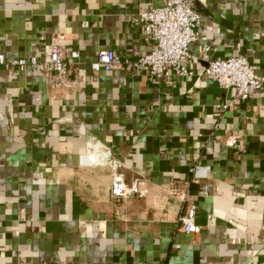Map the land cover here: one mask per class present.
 <instances>
[{
	"label": "crops",
	"instance_id": "crops-1",
	"mask_svg": "<svg viewBox=\"0 0 264 264\" xmlns=\"http://www.w3.org/2000/svg\"><path fill=\"white\" fill-rule=\"evenodd\" d=\"M152 3L0 0L8 62L41 59L51 45L81 53L70 89L48 87L40 70L0 66V264H264V89L224 110L237 93L201 75L206 62L187 79L91 70L104 49L130 62L151 52L136 20ZM195 7L206 41L193 55L206 45L211 59L244 56L264 75V0ZM234 138L239 150L227 146ZM97 143L128 181H144V196L112 200L111 171L81 163ZM172 184L195 197L200 234L181 230Z\"/></svg>",
	"mask_w": 264,
	"mask_h": 264
},
{
	"label": "built area",
	"instance_id": "built-area-1",
	"mask_svg": "<svg viewBox=\"0 0 264 264\" xmlns=\"http://www.w3.org/2000/svg\"><path fill=\"white\" fill-rule=\"evenodd\" d=\"M160 4H150L138 16L136 22L144 42L150 47L151 52L134 62H130L114 51L104 49L99 51L97 58L91 63V70L95 73L113 71L131 66L136 69H145L156 81L165 77L175 76L180 79L194 77V70L190 65H200L206 62L207 66L201 72L210 80L217 83L225 92L235 91L237 96L233 101L224 106V110L238 101L246 102L264 89V75L257 72V67L244 56H233L223 60L210 58V47L204 45L201 56L191 53V47L206 39L200 34L199 25L203 15L196 10L197 0H156ZM69 36H62L60 41H65ZM81 53L73 51L69 55L63 46L51 45L46 48L41 59H20L8 62L0 55V66L8 71L25 72L26 70H40L48 87L54 89H70L78 85L71 81L72 70L79 67ZM241 143L238 138L228 142L231 149L239 150ZM82 165L106 167L111 171L112 187L111 198L114 201L128 203L144 196L143 184L140 179L127 180L123 173L122 161L112 157L109 151L100 144L87 147L81 159ZM200 167L191 170L192 181L199 183L203 179ZM172 193L184 203L185 212L179 217L182 231L198 235L201 232L196 224L197 206L189 189L184 185L172 184ZM213 193L211 184H203L200 197L206 198ZM186 205V207H185ZM175 248H178L176 246Z\"/></svg>",
	"mask_w": 264,
	"mask_h": 264
}]
</instances>
